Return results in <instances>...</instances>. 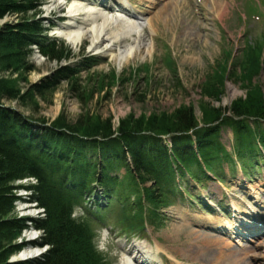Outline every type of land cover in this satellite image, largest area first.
<instances>
[{
    "label": "rangeland",
    "instance_id": "rangeland-1",
    "mask_svg": "<svg viewBox=\"0 0 264 264\" xmlns=\"http://www.w3.org/2000/svg\"><path fill=\"white\" fill-rule=\"evenodd\" d=\"M39 1L41 2L36 10L29 12L27 17L33 22L48 26L47 34L61 40L64 43V52L69 51L70 56L60 62L52 61L33 48L30 57L32 70H0V83L3 86L16 93L23 94L27 91L23 101L19 100L17 103L4 98L0 103L18 113L34 132L35 138H40L45 143V136L54 141L65 138L59 136L55 129H49L56 123L63 126L58 131L60 134H66V140L69 142L70 135H79L68 131L74 129L77 123L80 131L83 126L96 130L100 124L109 120L115 131L121 121L130 117L151 122V129L156 126L155 130L160 132L157 137L161 136L166 146L177 136L175 132L167 129L175 128L174 112L178 107L192 106L197 122L217 128L219 124L212 122L207 115L213 108H224L234 100L246 97V87H257L261 98L264 97V0H131V5L135 2V7L142 11V16L150 18L158 14V17H154L155 23L151 32L145 34V39L155 49L150 56L144 53L143 56H135L127 64L120 66L111 62L107 55L98 56L94 50H90L88 39L77 48L71 46L63 35H58L57 32L58 26L65 21L62 16L66 11L65 5L60 10L51 8L46 11L48 0ZM175 4L180 5L182 10L178 12V16L170 17V24H165V19L159 18V15L171 10ZM20 20L15 14L6 15L0 20V27L5 23L14 24ZM246 39H249V42L245 41ZM258 43L260 44L257 45ZM241 45L244 47L240 51ZM165 51H168V56L163 59ZM4 59L18 66L10 57ZM89 60H93L90 67L84 68L82 62ZM244 61L249 62L241 63ZM165 62L168 64H164ZM64 66L79 69V73H72V77H78L79 80L66 81L61 78L51 96L40 98L36 95V99H33L35 96L31 97L29 89L45 78H53ZM30 105L32 108L28 107ZM260 128L264 130V125ZM191 137L195 138L194 135ZM217 140L225 148V153L231 152L237 143L234 130L229 127L220 129ZM194 142L195 140L192 142L190 139L189 144L182 145L192 153H198ZM154 146L156 148L157 144L154 143ZM83 149L87 155L83 160L91 165V168L93 161H97L95 182L102 179L103 172L108 176H117L121 182L124 177L131 176L125 163L118 165L114 158L116 161L108 164L101 158L99 150L89 152L86 147ZM126 157L128 158L127 154ZM105 166H111V170ZM224 168L227 172V167ZM255 176L257 179L251 180L253 184L243 179L240 174L233 178L227 174L226 182L207 180L204 187L201 184H190L193 193L215 206L216 210L211 213H202L197 206H190L186 200L167 205L160 195H149L146 192L145 196L143 191H140L137 193L139 197H131V200L134 203L138 200L142 207L136 204V209H140L147 217L150 216L152 221L149 218L147 221L140 220L143 228L127 237L121 234L123 230L118 227V215L110 216L107 226L97 224L92 217L86 216V211L82 208H77L75 213L85 218L84 220L92 226L89 229L93 236L95 235V242L91 241V245L97 253L103 255L104 264H120L121 249L127 241H134V238L151 243L153 248L160 251L158 256L165 264H240L241 261H244V264H264V233L259 237L248 236L250 240L235 239L216 232L213 228L219 221H227L229 227L220 228L227 231L236 230L232 217L228 216L225 210L219 209V200H222L224 206L234 202L242 211L247 210L244 203L251 205L247 193L254 194L264 201V171ZM259 181L263 183L255 187V183ZM149 185L138 187L147 189ZM100 193V188H97L94 197ZM20 204L15 206L16 215L44 217V213L35 203H26L35 208L31 214L21 210L24 206ZM217 209L222 215L216 212ZM260 212L264 213V210ZM97 214L102 221L105 220L101 214ZM259 224L253 223L244 230H253ZM36 230L33 226L23 235L34 236L38 233ZM260 230L264 232V223ZM190 239L199 240L200 249H203L197 252L198 249L188 246ZM233 239L242 245L233 246V243H236ZM245 250L255 255L247 257L242 253ZM221 253L225 257L220 258ZM18 256L12 254L8 261H18L15 260L20 259Z\"/></svg>",
    "mask_w": 264,
    "mask_h": 264
},
{
    "label": "trees",
    "instance_id": "trees-1",
    "mask_svg": "<svg viewBox=\"0 0 264 264\" xmlns=\"http://www.w3.org/2000/svg\"><path fill=\"white\" fill-rule=\"evenodd\" d=\"M40 2L39 0H0V19L13 14L21 19L14 24L5 23L0 27V70L11 72H18L19 69L24 72L32 70L30 57L33 44L48 60L60 62L63 58L70 56L69 51L64 52L62 41L47 37L41 23L33 22L27 17L29 12L36 10ZM6 57H10L14 63H18V66L7 62L4 59ZM90 65V61L82 62L84 68ZM79 71L68 66L61 67L53 78H45L38 84H34L29 89L32 93L31 97L35 96L33 99H36V95L40 98L51 96L61 78L66 81H78V77H72V73L75 75ZM246 88V97L234 100L227 107L213 108L207 114L212 122L219 124L217 128L206 126L209 125L207 123H204L203 127H198L195 109L190 105L178 107L174 112L175 128L167 129L175 132L177 136H174L171 144L166 146L161 136L157 137L160 132L155 130L156 126L151 129V122H143L140 119L129 117L121 121L115 131L109 120L100 124L96 130L83 126L80 131L77 123L74 129H68L69 132L79 133V135H70V143L66 140L67 135L60 134L58 131L63 126L56 123L49 129H55L59 136L65 138L54 141L45 136V141L52 145H62L63 148L69 146L67 160L69 169L65 172L70 174L69 182L63 181L62 174L57 175L60 177L58 180H50L45 172L36 167L31 158L37 159L38 164L43 160L48 161V157L44 155L46 150L42 151L43 144L31 136L34 132L18 113L0 103V264H31L32 262L103 264L91 245L89 228L87 229L71 216L74 203L83 200L94 190L97 161L96 159L93 161L91 168V165L83 160L87 158L84 147L89 152L99 150L101 158L108 164L116 160L118 165L125 163L136 177L128 173L139 184H151L147 188L149 195H163L165 198L178 194L173 189L176 175H179V179L187 177L199 179L205 177L208 172L222 173L221 165L224 162L234 166L232 154L228 151L225 153V148L217 140L221 128L229 127L234 130L237 142L235 154L241 165L247 168L260 155V147H264V130L260 128L264 125L261 124L264 123L262 122L264 121V97L261 98L257 87ZM25 93H16L0 83V100L5 98L16 100L18 103L19 100H24ZM28 107L32 108V105ZM250 121H253L254 127ZM192 135L195 136L194 139ZM190 139L192 142L195 140L194 145L198 148V153H192L190 149L182 145L189 144ZM154 143L157 144L156 148ZM200 161H204V164ZM64 169L61 168V171ZM107 169L111 170V166ZM26 175L39 177L40 183L34 186V190L37 191L39 205L45 209L43 218L32 219L15 214L14 201L17 196L13 192L16 188L13 182ZM100 181L104 201L114 200L113 195L116 199H120L118 178L103 172ZM30 224L42 230L40 237L29 242H17L22 231ZM27 244H47L48 249L34 260L8 261L12 254L17 253Z\"/></svg>",
    "mask_w": 264,
    "mask_h": 264
},
{
    "label": "bare ground",
    "instance_id": "bare-ground-1",
    "mask_svg": "<svg viewBox=\"0 0 264 264\" xmlns=\"http://www.w3.org/2000/svg\"><path fill=\"white\" fill-rule=\"evenodd\" d=\"M112 1H115V5L119 8V16L104 14L105 12L102 9L89 6L88 4L91 3H85L82 0H72L67 5L55 0H48L46 3V11H49L51 8L60 10L65 5L66 11L62 15L65 21L58 26L57 32H59L58 35H63L62 37L75 48L88 39V48L90 50H94V53L98 54V56L100 54L107 55L111 62H115L119 66L127 64L135 56H143L144 53L150 56L155 48L154 46L151 47V43L145 39L144 33L151 32L154 26L153 24L155 23L154 17H158V14H155L154 17L146 18L140 13L133 12L128 7L130 0ZM94 2L100 4L98 1ZM106 8L110 9L109 7ZM181 10L182 7L175 4L171 10H166L161 13L159 18L165 19V24H170V17L172 15L178 16V12ZM198 18L200 19V15H198ZM146 28L147 30L144 32ZM125 42L127 43L125 44ZM31 136L35 138L34 133ZM37 139L43 144L42 147L44 149L42 151L46 150L44 155L48 157V161L43 160L38 164L37 159L31 158L36 164V167L40 171L45 172L50 180L56 181L60 178L57 175L62 174L64 177L63 181L69 182L68 175L70 174L65 173L69 169V162H67L70 152L69 146L63 148L62 145H52L43 142L40 138ZM60 166L61 168H65L64 171H61ZM39 183V177L36 175H26L16 179L13 182V185L16 186L13 192L17 196V199L14 201V206L17 203H21L20 205L24 206L21 210L31 214L32 211H35V208L26 203H35V206L45 213V209L39 205L37 191L34 190V186H37ZM220 225L227 226L225 223H221ZM30 236L33 237L32 234ZM198 241L190 239L187 245L192 246L193 249H198L197 252H199L203 248L200 249ZM24 242L27 241L24 240ZM35 245H38L39 250H42L43 246L47 244ZM39 250L37 248L24 250L19 253L18 257L20 260H27L29 257L31 258L40 253L41 251ZM39 256H35L32 260ZM219 257L222 258L225 256L221 253ZM229 258L236 261L233 257ZM159 261L161 260L150 250L148 245L138 243L134 245L132 254L123 253L120 264H154ZM31 264L39 263L32 262ZM234 264L239 263L235 262ZM240 264L244 263L241 262Z\"/></svg>",
    "mask_w": 264,
    "mask_h": 264
}]
</instances>
